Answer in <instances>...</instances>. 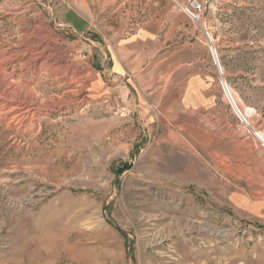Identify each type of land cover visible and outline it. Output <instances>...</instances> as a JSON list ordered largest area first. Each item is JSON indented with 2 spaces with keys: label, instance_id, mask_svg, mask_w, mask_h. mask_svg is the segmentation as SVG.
<instances>
[{
  "label": "rangeland",
  "instance_id": "1",
  "mask_svg": "<svg viewBox=\"0 0 264 264\" xmlns=\"http://www.w3.org/2000/svg\"><path fill=\"white\" fill-rule=\"evenodd\" d=\"M191 1L0 0V264H264V0Z\"/></svg>",
  "mask_w": 264,
  "mask_h": 264
},
{
  "label": "built area",
  "instance_id": "2",
  "mask_svg": "<svg viewBox=\"0 0 264 264\" xmlns=\"http://www.w3.org/2000/svg\"><path fill=\"white\" fill-rule=\"evenodd\" d=\"M190 6L192 7L193 11H190L188 8H185L184 10L195 20H198V14H194L195 10H199L200 6L199 4L196 3L195 0L191 1ZM206 36L208 37V33L205 32ZM208 48L210 51V54L212 56V59L214 61V64H216V66L218 67L219 73H220V77H219V83H220V87L223 93L224 98L226 99L227 103L230 105V107L232 108L233 112L235 113L237 119L239 120L240 123L246 125V127H248L249 132L253 135V137H255L259 142L260 145L264 148V138L262 137V135L249 128V125L247 124V121L245 119V117L243 116V114L241 113V111L238 109V107L236 106V103L229 91V88L226 84V82L224 81V79L221 76V72H220V68H219V64H218V59H217V54L216 51L213 47V44L211 43V41L208 38Z\"/></svg>",
  "mask_w": 264,
  "mask_h": 264
},
{
  "label": "crops",
  "instance_id": "3",
  "mask_svg": "<svg viewBox=\"0 0 264 264\" xmlns=\"http://www.w3.org/2000/svg\"><path fill=\"white\" fill-rule=\"evenodd\" d=\"M138 1L143 4L142 18L144 21L136 35L142 40V43L140 42L139 45L148 46L149 42L153 43L154 39L151 37L155 36L157 32L155 19L158 20L160 18V0H135V2ZM151 49H153V47H151Z\"/></svg>",
  "mask_w": 264,
  "mask_h": 264
},
{
  "label": "bare ground",
  "instance_id": "4",
  "mask_svg": "<svg viewBox=\"0 0 264 264\" xmlns=\"http://www.w3.org/2000/svg\"><path fill=\"white\" fill-rule=\"evenodd\" d=\"M209 36L207 37V40H208ZM210 40V39H209ZM211 41V40H210ZM233 97V96H232ZM237 106V105H236ZM29 116V115H28ZM262 135V134H261ZM262 137L264 138V136L262 135ZM222 260V259H221Z\"/></svg>",
  "mask_w": 264,
  "mask_h": 264
}]
</instances>
